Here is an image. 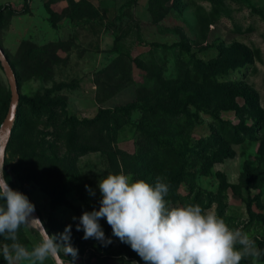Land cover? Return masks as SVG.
Wrapping results in <instances>:
<instances>
[{
    "label": "rangeland",
    "instance_id": "obj_1",
    "mask_svg": "<svg viewBox=\"0 0 264 264\" xmlns=\"http://www.w3.org/2000/svg\"><path fill=\"white\" fill-rule=\"evenodd\" d=\"M26 2L29 6L23 11ZM0 11V45L10 64L17 65L20 94H50L61 100L56 108L48 106L38 123L31 125L32 137L37 138L33 147L40 153L44 144L50 158L55 146L60 155L69 149L68 127L63 125L66 116L92 119L100 110L125 106L139 97L143 87L152 85L154 65L171 77L181 62H208L222 48L236 44L253 54V62L223 78L238 80L254 90L264 116V0H0ZM139 60L145 65L139 66ZM9 94L10 84L0 65V147L5 141L1 124L9 111L5 107ZM238 101L243 107L244 98ZM132 112L112 114L108 125L102 124L103 129L92 124L84 130L83 144L89 151L78 158L79 179L75 174L63 176L62 167L56 165L47 169L49 185H54V178L63 177L61 181L68 188L66 199L74 206L63 205L53 213L50 195L37 181L23 183L44 223L51 225L56 219L72 223L83 211L98 210L101 197L97 183L108 173L123 171L137 180L130 170L142 113ZM23 115H32L30 106ZM221 118L222 123L215 122L208 113H201L192 135L199 139L223 136L232 153L206 171L195 169V184L182 182L180 193L190 195L185 203L198 201L230 228H241L257 246L258 241H264V118L258 124V118L246 110L224 111ZM22 148V140L11 150L7 144L3 163L20 164ZM72 178L75 184L82 182L83 194H89L85 185L95 190L88 207L72 186ZM161 179L166 182L167 177ZM209 199H213L210 206ZM78 205L87 208L79 213ZM99 222L112 243L105 247L95 239L71 241L79 253L75 264H145L140 256L127 252L132 250L130 245L107 229L106 219ZM52 233L56 234L55 230ZM77 233L84 235L82 230ZM18 236L29 248L40 239L38 232L24 227ZM3 243L10 241L0 237ZM68 259L71 257H62L64 264ZM248 261L252 264V258ZM0 264H6L2 255ZM45 264L57 262L49 259ZM257 264H264V260Z\"/></svg>",
    "mask_w": 264,
    "mask_h": 264
},
{
    "label": "trees",
    "instance_id": "obj_2",
    "mask_svg": "<svg viewBox=\"0 0 264 264\" xmlns=\"http://www.w3.org/2000/svg\"><path fill=\"white\" fill-rule=\"evenodd\" d=\"M28 6L29 4L26 2L23 11H26ZM14 12L17 13V11ZM192 62L194 64L188 61L185 64L181 62L175 68L176 74L171 77H166L163 69L154 65L152 85L143 87L139 97L125 106L100 110L98 115L92 119L81 120L73 115L66 116L63 125L68 127V137L66 136V138L69 149L65 154L60 155L56 151V146L51 148L53 158H50L45 151L44 144L42 152L38 153L35 150L32 144L37 141V138L32 137L31 127L33 126L31 125L38 123L48 106L56 108L61 100L57 97H50V94L33 97H24L20 94L19 103H23L17 110L8 148L11 150L17 141L22 140L23 156L18 165H9L7 162L4 164V176L10 186L14 190L24 193L34 204L23 183L36 180L40 187L50 195V207L53 213L63 205L74 206L66 199L68 188L61 181L63 177L54 178V185H49L47 169L56 165L62 167L63 176L75 174L79 179L78 158L89 151L83 142L84 130L92 124H97L100 129H103L102 124L108 125L112 114L125 110H128L129 113L140 110L142 115L136 126L138 131L137 150L135 159L131 163L130 172L134 173L137 179H144L153 185L157 178L167 177L166 183L170 187L168 195L165 197L166 201L173 206L178 202L185 203V200L190 199V195L184 196L180 193V184L184 181L194 182L195 169L206 171L215 162L229 157L232 153V148L229 147L223 136L214 139L215 136L211 135L209 138L199 139L192 135L194 128L200 122L201 113H208L215 122L221 121V123V113L224 111L237 113L244 110L250 111L258 118V124L262 123L264 118L258 108V95L254 90L246 88L238 80L223 78L230 71H236L253 62V54L249 50L236 44L229 48H222L218 56L208 62L201 59H195ZM138 64L139 66L145 65L141 60L138 61ZM11 65L18 75L17 65L14 62H11ZM10 95L5 101L6 111L10 107ZM238 98H244L243 107L240 106ZM29 106L32 109L30 117L23 115V111ZM63 110L66 111V108ZM239 133L236 132V134ZM249 138L251 139V137ZM51 145L53 147V144ZM216 145L219 146L218 150L213 149ZM72 181V186H75L77 192L82 194L88 207L93 203L92 196L86 192L83 194L84 185L80 180L76 184L75 179L72 178ZM197 202L194 201V204ZM212 202L213 199H209L207 205L210 206ZM86 206L78 205L76 209L80 213L87 208ZM35 209L43 220L40 210L36 206ZM76 218L77 220H73L72 223L56 219L52 221L51 225L44 224L49 234H53V230L56 233H62L65 227L71 224V241L78 243L82 242V237L76 231L79 216ZM107 229L112 231L110 225ZM257 247L261 250L259 259L264 260V241H258ZM127 252L131 256L139 257L133 250ZM61 257H63L62 253ZM249 258L251 257L242 259L240 263L249 264Z\"/></svg>",
    "mask_w": 264,
    "mask_h": 264
},
{
    "label": "clouds",
    "instance_id": "obj_3",
    "mask_svg": "<svg viewBox=\"0 0 264 264\" xmlns=\"http://www.w3.org/2000/svg\"><path fill=\"white\" fill-rule=\"evenodd\" d=\"M3 167L0 154V237L10 241L0 244V255L6 264H45L49 259L56 261L61 253L71 257L68 264H75L79 253L71 242L72 225L62 233L49 234L34 216L35 205L9 186ZM97 187L101 197L98 210L83 211L76 224L84 240L110 245L112 240L99 222L106 219L113 235L130 245L145 264H240L248 257L257 264L261 256L246 232L230 228L212 210L194 203L169 205L165 197L170 186L161 178L153 185L144 179L133 181L120 171L102 177ZM85 188L89 195H95L88 185ZM22 227L39 233V241L31 248L19 241Z\"/></svg>",
    "mask_w": 264,
    "mask_h": 264
},
{
    "label": "water",
    "instance_id": "obj_4",
    "mask_svg": "<svg viewBox=\"0 0 264 264\" xmlns=\"http://www.w3.org/2000/svg\"><path fill=\"white\" fill-rule=\"evenodd\" d=\"M0 62H1V65L3 66V68L5 70V73L7 75V78H8L9 84H10V88H11V103H10L9 111H8L7 116L5 117L4 121L1 124V132L5 136V141L3 142V144L0 147V154L3 155V159H4L6 147H7V144L9 142V139H10V136L12 133V129L14 126V121H15L16 114H17V108H18V104L20 101V91H19L17 78L15 76V72H14V70H13V68L9 62V59H8L4 49L1 47V45H0ZM34 216L39 218L42 221V226L46 229L45 224H44L40 214L38 213V211L36 209L34 212ZM56 262H57V264H64L61 256L57 258Z\"/></svg>",
    "mask_w": 264,
    "mask_h": 264
}]
</instances>
